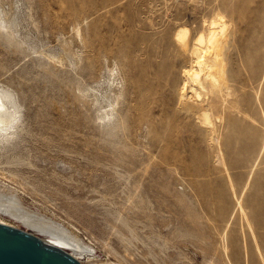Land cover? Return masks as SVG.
I'll list each match as a JSON object with an SVG mask.
<instances>
[{
    "label": "rangeland",
    "instance_id": "374dc122",
    "mask_svg": "<svg viewBox=\"0 0 264 264\" xmlns=\"http://www.w3.org/2000/svg\"><path fill=\"white\" fill-rule=\"evenodd\" d=\"M0 12L14 21L0 24V85L18 104L0 126V221L83 264H264V0H0ZM218 15L206 60L217 54L219 81L203 71L200 98L180 96L193 37ZM22 209L85 247L10 215Z\"/></svg>",
    "mask_w": 264,
    "mask_h": 264
},
{
    "label": "bare ground",
    "instance_id": "6f19581e",
    "mask_svg": "<svg viewBox=\"0 0 264 264\" xmlns=\"http://www.w3.org/2000/svg\"><path fill=\"white\" fill-rule=\"evenodd\" d=\"M3 12V11H2ZM223 14V13H222ZM5 14H1L0 12V24H4L7 23L8 21L10 22H14L12 21L13 18L10 19H6V17H4ZM222 17V16H221ZM221 17L218 15L217 17L213 18L211 17V19H209L208 21V29L205 32H199L194 38L193 42V46L191 49V52L193 53V59L191 61H193V63H191V66L189 67V69L184 70L187 74L186 76V81H183L182 86L180 87V89L183 91L181 92L180 96H187L185 98H189L191 95L195 96L196 98H200V92L196 89L197 87H195V85H200L202 83V76L201 73L203 71L204 72V77L205 78H209L211 79V81L213 83H215L218 80V75L217 74H213L210 70L208 69H213V65L215 64V56L218 54L217 51H215L218 47H219V43H220V37L223 35L224 30H225V22L222 21ZM225 20V19H223ZM2 21V22H1ZM207 21V20H206ZM8 22V23H9ZM204 22V20H203ZM205 23V22H204ZM230 23V22H229ZM1 24V25H2ZM12 24V23H11ZM175 24V23H174ZM14 25V24H13ZM177 25V24H176ZM203 25V24H202ZM184 26V25H183ZM187 35H188V28L185 27H178L177 30L175 31V39L180 42L182 45H186V41H187ZM190 43V42H189ZM192 45V44H191ZM221 45V44H220ZM218 46V47H217ZM190 48V47H189ZM217 52V54L213 55V59L211 60V62H208L206 60V55L209 52ZM219 56V55H218ZM208 59V58H207ZM210 59V58H209ZM217 59V57H216ZM219 59V58H218ZM217 59V60H218ZM221 60V59H220ZM217 64V62H216ZM219 65V64H218ZM221 66V65H220ZM211 67V68H210ZM117 68V67H116ZM218 67L216 66V69ZM206 69V70H205ZM221 70V69H220ZM215 73V72H214ZM218 73V72H216ZM224 73V72H223ZM185 74V73H184ZM219 74V73H218ZM221 74V73H220ZM217 76V77H216ZM203 77V78H204ZM221 77V76H220ZM107 78H108V83L106 85V89L104 88L103 91L100 93V97H101V103L100 106L102 107L101 104H103L104 106H108V108L114 106V103L116 102V97H113L111 95L110 92L111 91H115L114 87H113V83L116 81V73H115V69L114 67H110L108 70V74H107ZM204 78V79H205ZM184 80V79H183ZM206 80V79H205ZM221 80V79H220ZM190 81L191 83H188L190 86V89L187 91H184L185 87L187 86L186 82ZM207 83V82H206ZM118 84V83H117ZM203 84V83H202ZM201 84V85H202ZM218 85V84H217ZM116 86V85H115ZM220 86V85H219ZM201 87V86H200ZM198 87V88H200ZM204 87V86H203ZM202 87V88H203ZM212 87V86H211ZM95 90L97 88H94ZM113 89V90H111ZM225 89V88H224ZM111 90V91H110ZM206 90V88L204 89ZM228 90V89H227ZM93 91V90H92ZM110 91V92H108ZM230 91V90H229ZM13 92V91H12ZM9 89L3 87L2 85H0V126L4 125L6 122H8L9 120H11L15 113L17 112V108H18V104L17 101L14 97V94L12 93ZM96 92V91H93ZM207 92V90H206ZM209 92V91H208ZM114 93V92H113ZM191 93V94H189ZM202 93V92H201ZM205 93V92H204ZM98 93L96 92L95 95H97ZM189 94V95H187ZM116 95V94H114ZM189 96V97H188ZM202 96V95H201ZM227 96V95H226ZM97 97V96H96ZM193 97V96H192ZM181 98V97H179ZM184 98V97H183ZM182 98V99H183ZM203 98V97H202ZM190 100V99H189ZM100 101V100H99ZM19 103V102H18ZM20 104V103H19ZM222 105V104H221ZM211 106V105H210ZM209 106V107H210ZM104 108V107H103ZM106 108V107H105ZM107 109V108H106ZM101 110V109H100ZM198 110V109H197ZM207 112V110H205ZM203 111L201 113H203L202 117V123L204 122V124L208 121V117H207V113ZM210 111V110H209ZM105 113V112H104ZM106 114V113H105ZM209 116V115H208ZM200 117V118H201ZM210 119V118H209ZM200 120V119H199ZM211 120V119H210ZM212 121V120H211ZM213 123V122H212ZM210 124V122H209ZM213 125V124H212ZM211 125V126H212ZM210 126V125H209ZM218 145V144H217ZM220 153V152H219ZM7 198V197H6ZM11 198V197H10ZM13 198V196H12ZM11 198V199H12ZM9 199V198H8ZM4 200V199H3ZM6 201V200H5ZM8 201V200H7ZM3 202V201H2ZM13 202V201H12ZM11 202V203H12ZM15 202V201H14ZM6 203V202H5ZM9 203V202H8ZM8 203H6L4 205V207H8ZM18 203V202H17ZM3 204V203H2ZM10 204V203H9ZM7 205V206H6ZM11 205V204H10ZM13 208L16 209L15 204H13ZM18 205V204H17ZM3 206V205H2ZM21 207V206H19ZM18 207V208H19ZM25 209V208H24ZM27 210V209H26ZM1 211H4V209H1ZM10 211V210H8ZM15 210H12L10 212V215L14 216V217H18L19 220H21L24 224L26 225H31L33 227H36L38 230L43 231L45 233H47L50 237H52L54 240L61 242V243H67V244H71L74 245L75 247H82V249L85 247V245L81 242V240H79V238H77V236H75L73 233H70L69 230L66 229V227L64 228L60 223H58L57 221H54L53 219H51L50 217H44L42 215H36L33 213L28 214V211H25L27 214H25L23 212V209L21 210V213L17 211V213L13 212ZM20 211V210H19ZM23 212V213H22ZM32 214V215H31ZM4 222V221H3ZM51 241V240H50ZM49 241V242H50ZM53 242V241H52ZM225 245V244H224Z\"/></svg>",
    "mask_w": 264,
    "mask_h": 264
},
{
    "label": "water",
    "instance_id": "95a60500",
    "mask_svg": "<svg viewBox=\"0 0 264 264\" xmlns=\"http://www.w3.org/2000/svg\"><path fill=\"white\" fill-rule=\"evenodd\" d=\"M0 264H83L60 245L0 221Z\"/></svg>",
    "mask_w": 264,
    "mask_h": 264
}]
</instances>
